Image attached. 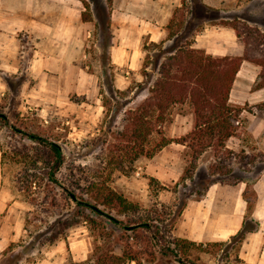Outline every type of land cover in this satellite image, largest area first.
Segmentation results:
<instances>
[{
    "label": "rangeland",
    "instance_id": "1",
    "mask_svg": "<svg viewBox=\"0 0 264 264\" xmlns=\"http://www.w3.org/2000/svg\"><path fill=\"white\" fill-rule=\"evenodd\" d=\"M83 1L85 8L82 17L88 20L86 38L84 46L79 44L73 57L78 58L77 62L83 65L86 73L96 76L97 88L103 85L104 96L99 93L97 98L89 100L74 96V103H63L58 109H28L22 104L20 94L23 80L0 71V82L8 86L4 95H0V116H5L8 122L0 119L3 187L0 201L15 203L17 211L13 215H20L22 220L18 237H0V264H90L104 254L120 256L123 250L140 251L146 245L143 243L145 234L142 231H122L109 220L117 219L124 226L138 220L137 215L123 214L117 207L111 209L104 205L105 201H109L107 195L111 190L138 204L147 212L144 217L158 219L159 225L171 230L174 235L178 218L189 200L199 199L200 193H204L213 182L232 183L243 175L227 174L230 171L227 162L233 156L216 155L215 148H211L207 150L211 154L203 158L201 167L197 162L194 178L190 179L186 171L194 160L191 149L172 144L154 163L163 165L168 161L170 174L182 173V170L184 173L180 179L176 177L174 182L163 185L146 172L150 158L140 157L130 169L128 159L131 156L121 150L126 148L127 143L118 137V133L125 129V115L141 106L150 96L153 81L159 76L160 68L170 53L192 41L196 31L221 22L217 21L219 16L207 10L202 0H188L174 15V36L170 42L143 45V66L139 72L142 77L138 76V81L135 76L127 74L128 68L117 69L112 64L109 51L113 34L111 26L108 28L111 16L108 0ZM244 16V19L254 22L250 16ZM244 19L228 21H240V29L247 39L250 36L246 27H258ZM263 41L261 38L250 41L252 56L255 51L264 55ZM82 52L84 57L81 60ZM146 68L152 74L149 80L144 77ZM117 76L124 80L128 78L130 86L122 91L124 94H115L112 98L109 87L113 85L117 89ZM87 78L91 76L86 75ZM104 101L107 102L105 108ZM193 112L189 102L174 107L172 120L163 127L164 136L168 139L177 137L180 127L190 125L189 117ZM259 113L264 115L262 110ZM68 121H75L77 125L73 127ZM241 123L237 126L238 130L245 124L244 121ZM30 134L61 147L64 164L56 174L57 184L48 181L51 160L49 163L47 148L30 141L27 137ZM160 139L156 135V141ZM235 157V169L243 171L244 166H240L239 162L243 163L245 156L240 153ZM249 161H253V158L249 157ZM221 167L226 169L221 170ZM213 172L217 174L213 175ZM184 176L187 178L183 179ZM255 176L250 174L247 177L253 179ZM69 192L74 193L79 202L97 207L104 215L98 216L85 207L77 206L70 200ZM75 216L80 218L78 225L67 231L63 239L52 242L53 235L61 228L59 224ZM226 246H210L209 253L188 248L187 256L197 264H240L236 260L235 250L229 249L228 254L225 253ZM199 257L200 260L197 259ZM139 258L142 264H178L159 253L153 256L143 254Z\"/></svg>",
    "mask_w": 264,
    "mask_h": 264
},
{
    "label": "crops",
    "instance_id": "2",
    "mask_svg": "<svg viewBox=\"0 0 264 264\" xmlns=\"http://www.w3.org/2000/svg\"><path fill=\"white\" fill-rule=\"evenodd\" d=\"M187 1L112 0L110 26L113 36L109 51L112 64L117 69L128 68L127 74L131 77H142L139 72L143 66V45L170 42L168 27ZM202 3L207 10L219 16L217 21L250 16L254 22L243 21L256 25L264 34V0H202ZM84 8L83 0H0V71L23 80L20 94L24 107L58 109L63 103H74V96L87 100L97 98L100 89L97 88L96 76L86 73L83 65L77 62L78 58L73 57L79 44L83 47L85 43ZM221 22L207 25L197 32L192 48L215 58L243 57L246 52L244 42L232 27ZM83 55L82 52L81 60ZM261 71L258 65L244 61L230 93V105L247 108L241 114L245 124L226 143L228 150L245 156L243 163L239 162L244 166L243 171L235 169V156L227 162L230 175L242 173V177L232 183L213 182L203 196L189 200L178 218L173 235L198 244L225 243L243 228L246 220L254 219L259 227L248 233L240 246V264H264V115L258 108L264 103V88L253 90ZM86 75L91 78L86 79ZM115 84L120 91L130 86L128 78L124 80L119 76ZM7 90L8 86L0 82V95L3 96ZM189 118L190 125L180 127L178 136L170 139H180L194 130V112ZM67 123L73 127L77 125L75 121ZM169 146L151 158L146 166L147 174L163 185L174 182L176 177L180 179L184 173L182 170V173L170 174L168 161L163 165L154 163ZM210 152L206 151L200 157L199 167ZM249 157L253 161H249ZM250 174L256 176L249 179L247 176ZM248 185L255 193L251 199L254 203L251 212H248L245 197ZM11 204L12 201H0L1 238L15 239L20 235L21 216L14 217L13 212L17 210L15 203Z\"/></svg>",
    "mask_w": 264,
    "mask_h": 264
},
{
    "label": "trees",
    "instance_id": "3",
    "mask_svg": "<svg viewBox=\"0 0 264 264\" xmlns=\"http://www.w3.org/2000/svg\"><path fill=\"white\" fill-rule=\"evenodd\" d=\"M108 4L111 5L112 0H108ZM83 20L88 22L85 17ZM239 22L238 20L222 21L221 24L232 27L238 37L244 42L246 52L243 57L215 58L207 55L202 50L192 48V41L186 42L185 45L170 53V56L160 68L159 76L153 81L150 96L141 106L130 110L125 115V129L118 133L119 139L127 143L126 148L121 150L131 156L128 159L130 169L133 168L140 157L145 156L151 159L163 148L171 144L185 145L191 149L194 160L190 169L186 171L190 179L194 178L199 158L208 149L215 148L216 155L221 153L224 156H237L236 153L226 148V143L237 134L238 127L234 121H239L243 110L246 109L233 107L230 105L229 99L233 84L244 61L252 62L262 69L258 80L253 86V90L258 91L264 88V55L262 56L260 55L261 53L255 51L252 56L250 49V41L256 40V38L264 40V34L259 29L247 26L246 30L250 37L246 39L244 34H242L239 25L241 23ZM172 23L168 27L170 40L174 36ZM110 25L109 21L108 28H110ZM151 76L152 74L146 68L144 77L149 80L152 78ZM109 88L110 94H113L111 95L112 98L115 94H124V92L115 89L113 85H110ZM103 91V85L100 84L101 96L104 94ZM187 102L190 103L196 116L194 130L180 139H168L164 136L163 127L172 120L171 112L173 108L177 105H184ZM103 107H107V102L104 101ZM258 108L264 111V103L259 105ZM0 119L8 123L5 116H0ZM156 135L161 137L159 141H156ZM27 137L33 143H38L47 148L49 152L48 159L50 158L49 163L51 160L50 172L47 173L48 181L57 184L56 174L64 164L61 147L57 143L45 140L35 134L27 135ZM222 169L225 170L226 168L221 167ZM230 173L231 171H228L227 174ZM216 174L213 172V175ZM221 174L226 175L225 173ZM186 178L184 176L183 179ZM236 180H239V178H236ZM203 195L204 193H200V196ZM245 197L248 200V212H251L254 207L251 199H254L255 193L250 189L249 185ZM69 198L77 206L85 207L98 216L104 215L97 207L79 202L74 193L69 192ZM107 200L109 201H105L104 205L110 206L111 209L117 207L120 210L119 212L123 214L138 216V220L132 222L129 226H124L117 219L108 218L113 224L118 225L122 231L132 233L142 231L145 234L143 235V243L145 242L146 245L140 251L123 250L120 256L113 253L101 255L97 258V261L90 264H142L139 258L141 255L153 256L155 253H159L164 258H172L178 264H197L188 258L187 249L194 248L201 253H209L210 246L215 245H227L226 254H228L229 249L235 250L236 260L240 262V246L247 234L256 231L259 227V223L256 220L248 219L245 221L243 228L235 236L231 237L229 241L225 243L198 244L174 237L171 230L169 231V229L162 228L159 225L158 219L149 216L144 217L147 212L138 204L126 200L112 190L108 193ZM156 212L158 213V210ZM78 217L75 216L66 222H61L59 224L61 228L53 235L52 242L63 239L67 231L77 226L80 222ZM197 259L200 260V257Z\"/></svg>",
    "mask_w": 264,
    "mask_h": 264
},
{
    "label": "built area",
    "instance_id": "4",
    "mask_svg": "<svg viewBox=\"0 0 264 264\" xmlns=\"http://www.w3.org/2000/svg\"><path fill=\"white\" fill-rule=\"evenodd\" d=\"M234 123H235V125L236 126H240L242 123L240 122V120L239 121H234Z\"/></svg>",
    "mask_w": 264,
    "mask_h": 264
}]
</instances>
